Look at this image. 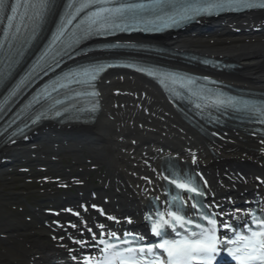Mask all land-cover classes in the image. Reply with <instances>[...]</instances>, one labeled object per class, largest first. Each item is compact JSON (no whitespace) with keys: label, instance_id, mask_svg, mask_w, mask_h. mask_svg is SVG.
Masks as SVG:
<instances>
[{"label":"bare ground","instance_id":"bare-ground-1","mask_svg":"<svg viewBox=\"0 0 264 264\" xmlns=\"http://www.w3.org/2000/svg\"><path fill=\"white\" fill-rule=\"evenodd\" d=\"M217 23L219 25L216 30L207 35L209 39L204 40L205 34L197 32L174 38V43L235 59L247 72L243 70L245 75H228V79L264 87V15ZM256 26H262L260 34L248 31ZM236 29L244 30L236 36L233 33ZM107 79L109 83H104L106 109L93 126L66 132L50 130L42 133V137L45 141L70 148L78 155L85 150H93V158L104 169L99 190L111 196L110 206L113 209L132 212L137 218L140 216V209L145 202L143 194L153 189L150 180L154 178L151 179L150 174L154 159L163 149L173 150L183 156L191 150L196 152L197 160L223 194L234 192L231 186L246 189L247 192L255 186L251 180L241 184L230 174L231 170L264 174V164L261 167L258 165L261 158L255 151L260 144L254 139L249 140L241 133L229 131L226 137L231 143L218 146V157H213L206 150L204 142L180 123L152 86L127 76H111ZM136 92L140 95L145 92L148 97L141 102V99L133 97ZM147 100L154 108L144 107L143 103ZM146 109L152 110L153 115ZM28 149L5 147L2 152L6 157L16 159L28 152ZM253 160L257 161V165ZM80 191L84 192L83 189ZM85 196L86 193H69L64 201H75ZM88 221L89 218L80 221V230L87 227L80 237L89 233L91 226H88ZM74 231L73 228H65L58 235L70 237ZM12 245L9 251L0 255V264L3 261L8 264H37L67 255L63 252L58 254L60 250L55 247V242L42 232L27 234L20 245Z\"/></svg>","mask_w":264,"mask_h":264},{"label":"snow or ice","instance_id":"snow-or-ice-1","mask_svg":"<svg viewBox=\"0 0 264 264\" xmlns=\"http://www.w3.org/2000/svg\"><path fill=\"white\" fill-rule=\"evenodd\" d=\"M113 3V0H81L79 5L75 8L76 14H79L86 8H91L97 5H108ZM49 0H36L35 4H29V7L38 8L37 15H42L48 9ZM24 5L17 0V3L10 6V15L5 18L8 22V27H14L13 21L19 14V9ZM6 7L5 0H0V13H4ZM264 8V0L260 3L251 2V0H204L202 3H188L187 0H149L148 3H120L117 6L96 7L95 11L87 14L85 19L81 21L83 27L80 31L85 37L92 33H104L110 28H120L127 31L134 29L137 24L144 23L145 25L152 24L154 27H145V31H161L163 28L179 26L181 23L189 22L196 16L202 14L211 15L213 12H220L232 8ZM147 14V15H146ZM151 16L153 19H149ZM75 19L72 16L66 23H71ZM119 21V23H117ZM159 22V23H157ZM18 31V29H17ZM65 32V27L61 25L58 28L54 42L59 40ZM79 39V37H77ZM0 47H3L0 45ZM112 67V65H107ZM105 69L104 65L95 67L91 73L85 72V75H90L91 80H96L100 72ZM140 71H147L148 75H155L154 72L146 69H139ZM165 80H170L172 83L185 81L183 77H177L175 74H163L161 83ZM187 84H195L194 79H187ZM99 95V93H93ZM212 106L219 108H232L234 110H247L259 117L264 118V104L249 100L237 99L235 97L222 98L217 95L212 100ZM197 108L201 105L197 104ZM95 108H93V111ZM61 113L57 112L59 116ZM38 116L33 123L38 122ZM261 122H264L262 119ZM195 163V157L193 158ZM174 178L169 180V177H164L169 180L170 185H174L175 189L182 192L194 194L189 196L190 200L195 201V197H204L206 192L200 186L195 184L193 177L188 175L172 174ZM207 184V181H204ZM171 203L177 205L176 210H168L167 212H156L155 219L152 216H147L146 219L151 223L152 233L160 237V243L150 244L145 246L118 249L117 245L101 239L100 244L104 245V258L93 259L92 257L85 258L84 264H214L217 255L223 249L232 257L238 264H264V215L257 216L255 212L247 213L250 216V222H245L242 226L245 231H240L233 227L230 223H223L225 229L230 230L234 234V238L221 240L218 235V220L215 215L201 210L199 216L202 220L207 221V226L196 223L193 219L188 218L180 213L183 211V206L186 204L180 192L171 196ZM199 201L192 204V208H196ZM203 206H201L202 208ZM102 211V209L100 210ZM264 213V209H261ZM79 215V213H76ZM108 219H115L109 216ZM129 222H131L129 220ZM191 225L195 229L192 230ZM177 226L185 231H176ZM75 227V225H73ZM103 228V225H100ZM171 229L175 232L178 238H166L167 230ZM91 231V229H89ZM112 239L119 241V237L115 233H111ZM95 239V236H93ZM76 243H85L83 241H76ZM120 243L131 245V241L123 240ZM157 249L166 253V256ZM73 260L77 258L72 257Z\"/></svg>","mask_w":264,"mask_h":264},{"label":"rangeland","instance_id":"rangeland-1","mask_svg":"<svg viewBox=\"0 0 264 264\" xmlns=\"http://www.w3.org/2000/svg\"><path fill=\"white\" fill-rule=\"evenodd\" d=\"M49 148H53L52 145H49ZM65 164L71 165V161L68 159L64 160ZM13 170H8V174L4 177H0V215H4L10 212L9 205L11 202H20L23 200L22 197L16 196L18 191L14 190V184L6 186V183L12 178ZM20 185V184H19ZM15 198V199H14ZM40 198H35V200H39ZM32 202V200H29ZM25 216H19L18 219L20 221L24 220Z\"/></svg>","mask_w":264,"mask_h":264}]
</instances>
